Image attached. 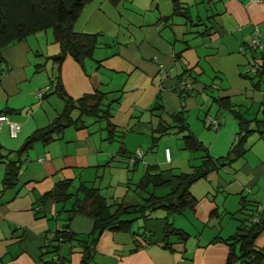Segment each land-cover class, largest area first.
I'll return each mask as SVG.
<instances>
[{
    "label": "crops",
    "instance_id": "0c3cea01",
    "mask_svg": "<svg viewBox=\"0 0 264 264\" xmlns=\"http://www.w3.org/2000/svg\"><path fill=\"white\" fill-rule=\"evenodd\" d=\"M171 1L86 2L72 29L94 34L97 44L81 65L69 56L53 61L59 46L49 29L0 49V110L19 126L12 137L8 126L0 125V150H16L27 135L57 116L63 100L50 92L57 82L72 99L91 92L93 82L109 98H117L109 121L115 134L123 131L122 152L116 138L105 139L104 121L96 128L66 127L47 143L36 141L20 164L15 185L4 190L5 158L0 160V264H79L81 242L88 239L93 219L69 213L71 203L81 198L77 188L81 183L101 190L113 178L124 185L132 171L124 157L129 152L138 156L133 170L157 164L174 188L173 175L190 172L203 155L182 148L175 113L213 159L225 157L240 132L239 114L253 130L246 135L245 152L190 185L192 207L164 210L163 215L150 211L146 218L129 214L141 220L136 229L132 219L127 231L101 230L89 264H239L227 262L224 239L234 233L239 217L230 218L235 213L243 217L242 208L264 207V133L259 135L255 125L264 115V74L259 78L250 69L263 62L264 49L261 54L246 46L255 28L259 41L264 39V0H183L185 18L173 14ZM42 88L45 94L38 97ZM209 117L215 126H209ZM161 123L175 127L153 140ZM168 134L180 152L171 151L168 139L159 161L154 156L144 161L141 146L150 140L151 149ZM60 180L68 183L70 198L65 201L47 194ZM102 196L113 209L115 201ZM64 223L76 241H62L54 252L47 237ZM253 250L263 254L264 264V227Z\"/></svg>",
    "mask_w": 264,
    "mask_h": 264
},
{
    "label": "trees",
    "instance_id": "16d2710c",
    "mask_svg": "<svg viewBox=\"0 0 264 264\" xmlns=\"http://www.w3.org/2000/svg\"><path fill=\"white\" fill-rule=\"evenodd\" d=\"M88 1L0 0V49L8 44L24 39L27 35L49 29L53 39L59 46L58 53L52 57L53 61L59 63L65 56H69L81 65L85 58L91 57V53L97 44L94 34L78 32L72 29L73 21L79 10ZM171 2L173 14L185 18L187 16V8L184 1L172 0ZM257 34L258 32L255 28L246 46L249 50L258 51L262 54L264 39L259 41ZM252 39H255V41L252 42ZM262 61L260 64L253 63L250 66V69L259 78L264 74V58H262ZM92 73L89 74V77L92 76ZM92 84L93 88L91 92L82 94L75 99L67 96L58 82L54 84L50 92H54L63 100L62 110L47 125L37 128L27 135L16 150H0V160L5 158L1 190L15 185L20 164L27 161L26 152L34 142L47 143L54 136L56 137L60 134L66 127L74 129L88 128L89 126H93L94 123L104 121L102 128L105 131V139L113 140L116 138L119 142V150L122 152L121 137L123 131L120 130L119 133L115 134L114 126L109 121L111 103L117 101V98H109L105 92L97 89L95 82ZM45 91L46 89L38 97H43ZM217 102L220 106L223 105L221 104V100ZM5 113V110H0V114L6 115ZM235 116L240 132L237 133V136L231 143L226 156L213 159L204 153V149L199 141L188 131L182 121L181 114H173V121L178 122L176 129L183 131L181 135L182 148L188 151L201 150L203 155L200 157L199 164L193 166L190 172H180L173 175L175 179L174 188L161 196H155L154 191H151L143 198L142 203L119 202L113 205V209H110L111 206H107L105 198L98 187L92 185L86 186L80 183L77 191L81 193V198H76L71 203L69 213H81L91 217L93 219V228L85 235L88 237V241L85 238V241L81 242L82 250L80 252L81 258L79 264H89L91 247L97 234L104 228L127 231L129 223L133 219V214L136 217L146 218L148 213L156 208H162L167 213H175L182 211L185 207H192L195 200L189 191L190 185L197 179L204 177L211 170L216 169L220 164H223V161L228 163L232 159L243 155L246 150L244 146L246 135L253 130L244 126L245 120L239 114H235ZM87 118H91V120H86ZM208 119L206 121L209 126L216 123L214 119H211L212 122ZM159 125L155 131L156 135L153 136V140L167 133V130L172 126L175 127L174 125L165 126L163 123ZM255 125H257L256 130L259 135H262L264 133V115L262 120L255 121ZM260 126L261 128H259ZM120 155L124 156L122 153ZM124 157L127 166L133 170L138 156L134 152H129ZM163 171L159 169L157 164H147L138 179L137 186L145 189L150 185L154 190L155 187H165L167 182L164 179ZM67 187V181L60 180L47 194L51 195L55 200L65 201L70 198L69 193L66 191ZM245 203L242 202V205ZM252 204L253 202H250L249 206ZM241 211L244 216L236 218L238 224L234 233L224 239L229 249L227 262L236 260L239 264H262L261 258L263 254L260 251L253 250V240L264 227V207L261 210H257L256 206L252 209L246 207L242 208ZM129 214H132V216L128 217ZM253 218L256 220H253ZM168 225L165 222L164 233H166ZM71 240L76 241L75 235L68 230V225L64 223L47 237V245L51 247L52 251L57 252L59 243ZM235 246L238 249L237 255L234 254Z\"/></svg>",
    "mask_w": 264,
    "mask_h": 264
},
{
    "label": "rangeland",
    "instance_id": "374dc122",
    "mask_svg": "<svg viewBox=\"0 0 264 264\" xmlns=\"http://www.w3.org/2000/svg\"><path fill=\"white\" fill-rule=\"evenodd\" d=\"M87 122H89V121H87ZM97 126H100V123H94L93 128L94 127L96 128ZM168 139H169V143H171V145L169 146L171 148V151L173 153L174 152H180L178 150L179 147L176 146L174 143L176 139L174 138L173 135L168 134V135L161 137L157 141L155 146L152 147L151 149H148V147L150 145V140L148 141L147 144H145L144 146H141V148H143L142 151L144 152V155H143L144 161H150L148 158L149 156L151 158L154 156L155 161H159L160 160V154L164 155L163 154L164 142H166ZM115 146H117V143ZM167 147H168V145H167ZM128 148L131 149V146H128ZM181 152H185V151L181 150ZM191 153H193V152H191ZM186 154H189V153L186 152ZM194 162H196V161L194 160ZM197 163L198 162H196L195 164H197ZM160 167L163 168L162 165H160ZM222 171H224V170H222ZM142 172H143L142 164H140L138 169H134L128 173L129 176L127 177V182H125L124 185L120 184L119 182H116V178H113L111 186H107L104 183L100 185L101 186L100 192L102 194H104V196L108 200L111 198L113 201H115V204H118L119 202H121V203H142L143 198L146 197L148 192L154 191L155 196H157V195L161 196V195H163V194H165V193H167L173 189L168 184L165 187H155V190H154V188L152 189L150 185L145 189L137 186L138 179L140 178ZM172 172L176 173V172H179V170L174 169V170H172ZM95 183L99 184L98 181ZM200 193H201V191H200ZM164 212L165 211L162 208H156V209L151 211L152 215H158V213H160V215H163ZM236 217H240V215L235 213V214H233L232 218H230V217L229 218H230V220H235ZM140 223H141V220L139 218H135L131 222V227L133 229H136ZM234 254H236V255L238 254L237 246H235V248H234Z\"/></svg>",
    "mask_w": 264,
    "mask_h": 264
},
{
    "label": "built area",
    "instance_id": "2783aa9c",
    "mask_svg": "<svg viewBox=\"0 0 264 264\" xmlns=\"http://www.w3.org/2000/svg\"><path fill=\"white\" fill-rule=\"evenodd\" d=\"M254 41H255V39H252V42H254ZM44 89H45V88H43V89H39V90L37 91V95H40V94L42 93V91H44ZM208 120H209L210 122H212L211 119H208ZM2 123H5V124L8 126V131H9V135H10V136L13 137V136L16 135V133H17V131H18V129H19L18 123L13 122V121H10V120L7 119L6 115H4V114H0V125H1ZM214 124H215V123H213L212 126H215ZM253 220H256V219L253 218Z\"/></svg>",
    "mask_w": 264,
    "mask_h": 264
}]
</instances>
